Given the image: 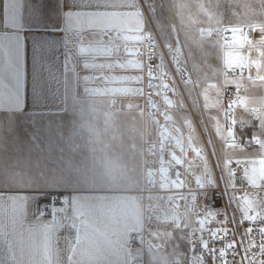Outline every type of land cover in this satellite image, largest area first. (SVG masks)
Returning <instances> with one entry per match:
<instances>
[{
    "label": "crops",
    "instance_id": "0c3cea01",
    "mask_svg": "<svg viewBox=\"0 0 264 264\" xmlns=\"http://www.w3.org/2000/svg\"><path fill=\"white\" fill-rule=\"evenodd\" d=\"M191 1L194 31L225 32L221 91H241L229 105V126L217 102L225 121L213 129L216 150L222 164L245 165L240 211L264 221V0ZM148 32L142 0H0V41L9 46L0 73V227L22 231L25 255L36 264H169L188 250L190 216L167 206L157 232L165 247L130 246L131 235L146 227L140 191L150 183L141 141L132 146L121 136L122 116H140L145 139L147 108L105 99L142 91ZM106 35L122 56H106ZM228 68L235 78H225ZM246 139L256 146L240 147ZM52 193L71 206L45 229L49 217L40 206ZM0 264H9L3 244Z\"/></svg>",
    "mask_w": 264,
    "mask_h": 264
},
{
    "label": "built area",
    "instance_id": "2783aa9c",
    "mask_svg": "<svg viewBox=\"0 0 264 264\" xmlns=\"http://www.w3.org/2000/svg\"><path fill=\"white\" fill-rule=\"evenodd\" d=\"M75 43V38L69 40L68 47L75 48ZM142 46L143 99L170 100L172 109L179 111V91L190 76L186 58L177 47L165 46L157 40L152 32L146 33ZM235 77L236 70L228 68L225 78ZM240 95L238 87L224 85L216 100L228 108ZM163 107L147 108L150 118H160ZM196 126H200V122L194 114L193 119L185 123L188 135ZM157 131V137L143 145L144 170L167 167L181 185L177 189L159 188L151 184L142 188L140 199L146 227L131 235L130 246L142 251L165 247L164 237L157 235V232L162 208L167 206L190 216V222L183 229L188 250L169 264H264V221L242 215L239 206L247 189L245 165L234 161L221 165L214 158L207 162L204 152L194 143L163 136L159 127ZM238 145L253 148L256 142L246 139L239 141ZM180 153L184 155L183 159L175 161L176 154ZM200 176L201 187L198 186ZM176 193L180 194L178 200L175 199ZM53 206L63 211L70 208L71 203L60 193L47 195L41 202V210L52 209Z\"/></svg>",
    "mask_w": 264,
    "mask_h": 264
},
{
    "label": "rangeland",
    "instance_id": "374dc122",
    "mask_svg": "<svg viewBox=\"0 0 264 264\" xmlns=\"http://www.w3.org/2000/svg\"><path fill=\"white\" fill-rule=\"evenodd\" d=\"M191 0H142V6L147 11L148 20L152 24L153 36L162 42L165 46H174L186 58L191 78L182 84L179 91L180 100L177 102L179 111L173 109L172 112H166L163 118L172 122L174 126L169 130L164 127L161 130L162 135H167L168 131L172 130L174 136H182L180 138L186 139V143L192 142L204 152L207 162L212 158L216 159L221 165V157L218 155L216 145L213 139V129L217 131L224 126V113L217 104V95L221 91V82L219 77L223 70V61L226 53L230 50L225 43V32H207L194 31L192 25V8ZM190 5V6H189ZM183 9L186 14L180 16V10ZM106 56L118 58L122 56L123 50L118 45H114L112 37L106 35ZM77 52L74 51L72 55ZM106 70H111L112 65H105ZM185 85H189L188 88ZM210 87L212 90H210ZM145 99L142 97V91L126 90L120 91V95L112 96L105 101L109 104L127 103L142 107L141 101ZM227 111V125L232 124L233 113ZM145 111L147 119V129L143 132V125L140 121V116L136 118H128L122 116L121 136L131 138V145L133 140L141 141L144 145L146 141L154 140L157 137L159 122L161 119L148 118V109ZM171 114V115H170ZM196 115L200 126H196L195 130L188 135L185 129V123L193 119ZM162 118V116L160 117ZM125 127V129H124ZM201 127V128H200ZM144 142V143H143ZM143 149V146H141ZM151 181V180H150ZM148 181V182H150ZM153 185L156 186V180H152ZM151 183V182H150ZM177 186L178 183H173ZM55 194V193H52ZM45 198V197H44ZM43 200V199H42ZM41 208V206H40Z\"/></svg>",
    "mask_w": 264,
    "mask_h": 264
},
{
    "label": "snow or ice",
    "instance_id": "6c2138e0",
    "mask_svg": "<svg viewBox=\"0 0 264 264\" xmlns=\"http://www.w3.org/2000/svg\"><path fill=\"white\" fill-rule=\"evenodd\" d=\"M8 52L9 46H6L2 41H0V73L5 70L3 60ZM8 66L10 67V59ZM3 95V84L2 81H0V103H3ZM24 199H26V197ZM42 211L49 217L48 222L42 225V227L49 229L57 226L58 210L55 206H53L52 209H43ZM13 216L15 217V212L13 213ZM41 220H43V215L41 216ZM0 244H3L7 249V261L9 264H36L31 256V253L27 256L25 255L23 233L18 227H14L10 233H6L3 227H0Z\"/></svg>",
    "mask_w": 264,
    "mask_h": 264
},
{
    "label": "bare ground",
    "instance_id": "6f19581e",
    "mask_svg": "<svg viewBox=\"0 0 264 264\" xmlns=\"http://www.w3.org/2000/svg\"><path fill=\"white\" fill-rule=\"evenodd\" d=\"M191 78V74L189 76V79ZM188 79L185 81L187 82ZM143 89H144V71H143V78H142V94H143ZM142 107L145 106V108H150V107H157L159 105H163L164 107L162 108V118H159V120L161 119V121L159 122V131L161 133L162 128L164 127H168L169 130L171 129L172 126H174L172 124V122H170L169 120H165L163 118V116L165 115L166 112L170 111V113L172 112V107L173 105L171 104L170 100H165L164 102H160V101H156L155 99H147V100H143V102L141 101ZM171 115V114H170ZM161 129V130H160ZM174 134H177V132H174ZM174 134H172V130L168 131L167 135H163V136H167V137H174V138H178V139H182L186 142V139L184 138H180L182 136V130H181V136L180 137H176L174 136ZM162 135V133H161ZM190 138V136H188ZM191 143L189 144H193L191 138H190ZM184 155L182 153L180 154H176L174 160L175 161H181L183 159ZM146 171V177L148 179V181H150L149 183L151 185H153V181L152 180H156V186L159 188H166V189H177L178 187H180L181 183L177 180L175 174L167 167H161L158 169H148L145 170ZM178 183V185L173 186V183Z\"/></svg>",
    "mask_w": 264,
    "mask_h": 264
},
{
    "label": "water",
    "instance_id": "95a60500",
    "mask_svg": "<svg viewBox=\"0 0 264 264\" xmlns=\"http://www.w3.org/2000/svg\"><path fill=\"white\" fill-rule=\"evenodd\" d=\"M198 186H199V187L202 186V177H201V176L199 177V180H198Z\"/></svg>",
    "mask_w": 264,
    "mask_h": 264
}]
</instances>
